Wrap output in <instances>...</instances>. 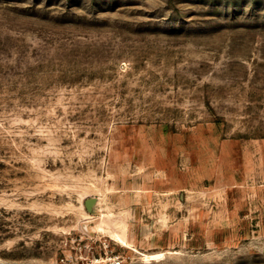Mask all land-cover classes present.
<instances>
[{
  "label": "rangeland",
  "instance_id": "obj_1",
  "mask_svg": "<svg viewBox=\"0 0 264 264\" xmlns=\"http://www.w3.org/2000/svg\"><path fill=\"white\" fill-rule=\"evenodd\" d=\"M258 144L264 0H0V264H264Z\"/></svg>",
  "mask_w": 264,
  "mask_h": 264
},
{
  "label": "crops",
  "instance_id": "obj_2",
  "mask_svg": "<svg viewBox=\"0 0 264 264\" xmlns=\"http://www.w3.org/2000/svg\"><path fill=\"white\" fill-rule=\"evenodd\" d=\"M255 147H256V153L255 154H252V155H250V158H251V160L253 161V160H256L257 162L258 161H260V160H264V154L263 153H260V152H263L264 151V146H262L261 144H258V145H255ZM248 156V155H247ZM244 161L246 160V159H243ZM247 160H249V159H247ZM250 169V168H249ZM249 170H248V168L246 167H243V166H238V167H234V168H231V169H229V168H226V170L224 171V174L225 175H230V176H238V175H241L242 173H249L248 172ZM250 171H251V173H255V174H257V173H259V168L258 167H253V168H251L250 169ZM225 184H226V186L227 185H229V183H227V182H225ZM251 184H255V182L253 181ZM251 184H249V183H246L245 181L244 182H240V183H235V184H233L232 185V187H228V189H231V188H240V187H244L245 185L246 186H249V185H251ZM215 186H217V183L215 184ZM227 196H228V193H226V199H227Z\"/></svg>",
  "mask_w": 264,
  "mask_h": 264
},
{
  "label": "built area",
  "instance_id": "obj_3",
  "mask_svg": "<svg viewBox=\"0 0 264 264\" xmlns=\"http://www.w3.org/2000/svg\"><path fill=\"white\" fill-rule=\"evenodd\" d=\"M123 259L118 255L110 259V264H122Z\"/></svg>",
  "mask_w": 264,
  "mask_h": 264
},
{
  "label": "water",
  "instance_id": "obj_4",
  "mask_svg": "<svg viewBox=\"0 0 264 264\" xmlns=\"http://www.w3.org/2000/svg\"><path fill=\"white\" fill-rule=\"evenodd\" d=\"M94 201H95L94 198L88 199L87 202H86V203H87V206H88V207H91L92 204L94 203Z\"/></svg>",
  "mask_w": 264,
  "mask_h": 264
}]
</instances>
